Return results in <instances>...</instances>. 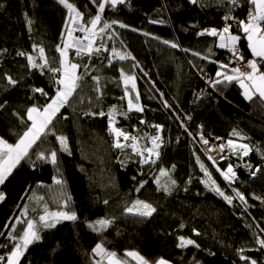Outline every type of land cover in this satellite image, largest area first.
Masks as SVG:
<instances>
[{
	"label": "trees",
	"instance_id": "1",
	"mask_svg": "<svg viewBox=\"0 0 264 264\" xmlns=\"http://www.w3.org/2000/svg\"><path fill=\"white\" fill-rule=\"evenodd\" d=\"M68 2L83 13L85 26L91 27L86 22L99 14V25L107 22L111 27L96 38L95 44L103 51L68 53V60L81 66L77 69L82 77L80 87L49 126V134L29 150V157L0 187L6 197L0 201V256L6 257L20 243L26 228L21 221L31 219L36 221L41 239L29 245L21 264H96L101 259L92 251L97 244L116 252L127 264H137L125 255L128 251L138 252L153 264L161 258L170 264H246L238 253L241 248L245 249L243 255L264 264V249L256 242L257 237L264 238V102L258 96L245 99L237 81L217 77L218 71L231 75L220 67L226 63L227 51L218 47V36L199 35L204 29L222 30L226 23L231 24L224 20L225 15L247 21L254 6L249 0H238L234 7L228 0H197L195 5L190 0H126L115 8L106 5L100 13L98 3L103 0ZM66 21L70 27L68 9L59 0H0V104L4 105L0 108V137L10 144L29 125L23 117L26 102L33 98L44 106L56 95L55 81L61 75L48 69L60 67L57 48L68 37ZM231 32L243 37L239 47L245 61L253 60L239 25L232 26ZM40 47L49 63L32 68L27 56L44 65ZM113 49L130 58L120 60ZM256 61L264 67V61ZM121 70L134 76V90L124 84ZM202 72L212 79L209 90ZM7 76L17 84L10 85ZM93 76L99 77L98 85ZM216 80L221 83L214 84ZM36 88L47 96L33 91ZM126 90L139 95L135 101L143 109L141 118L165 127L161 160L152 168L169 173L175 181L170 192L160 190L153 179L139 176L136 166L123 170L118 163L115 136L107 117L98 113H109L120 100L123 103ZM182 122L191 131L251 145L249 159L234 161L237 179L230 185L246 198V210L237 202L230 206L206 190L203 170L188 136L182 134ZM234 130L238 136L233 135ZM59 135L67 137L66 150L56 139ZM41 151L46 155L56 151L57 164L38 160ZM202 159L226 189L214 168ZM54 178L63 183H54ZM141 182L143 188L138 186ZM135 199L151 204L156 211L148 218L126 214ZM45 207L48 212L74 211L77 219L43 228L39 216ZM99 220L111 221L101 233L88 227ZM9 234L17 239L11 240ZM180 237L195 240L199 248L180 247ZM107 263L106 259L102 262Z\"/></svg>",
	"mask_w": 264,
	"mask_h": 264
},
{
	"label": "snow or ice",
	"instance_id": "2",
	"mask_svg": "<svg viewBox=\"0 0 264 264\" xmlns=\"http://www.w3.org/2000/svg\"><path fill=\"white\" fill-rule=\"evenodd\" d=\"M93 2H95V0H93ZM124 2L125 0H103V2L98 3V9L100 13H103L105 11L106 4L115 8L118 4H123ZM190 2L195 5L197 3V0H190ZM249 2L254 6V8L252 11L249 12L247 21L240 20L237 23L242 29L243 33H245L247 36L252 54L255 57H258L260 61H264V0H249ZM59 3L62 4L66 9H68L72 24H76L77 22L83 20V13L78 11L72 3L68 2V0H59ZM228 3H230V5L234 7L237 6L238 0H228ZM233 19L234 17L232 16H224L225 21ZM28 23L31 24V21H28ZM86 23L90 24L91 27H85L84 24H81L79 31L87 33L85 37L86 39H88L87 45H82L80 40L76 39L74 40V42H65L63 47L58 46L57 50L60 52V56L62 57L60 61V67H49L48 69V71L52 72L53 74L58 72L61 73L60 78L56 79L55 81V83L59 86L56 91L55 97H53L51 101L43 107L42 110L36 106H32L27 109V121H30L31 123L30 125H28L27 130L24 131V133L19 137L18 141L15 144H10L3 137H0V185H3L5 181L12 176L14 169H16V167L20 164L22 160L29 157V150L32 149L33 146L36 145L37 142L42 139V137H45L49 134V132L51 131L49 126L52 125L53 119L56 117L57 113H59L60 109L69 102V98L73 95L74 92H76L77 88L80 87L78 81L82 77L77 75V69L81 66L75 63H71L68 60V49L75 45L77 47V55H81L84 52H87V54L91 55L93 50L97 53L100 51L99 48L93 49V44L95 41L92 38L97 35L96 28L97 25L101 23V16L97 14L94 18H92L90 21H87ZM112 23L115 24L118 22L113 21ZM65 27L68 28V37L69 40L72 41V32L74 31V29L69 27L68 21H66ZM110 27L111 25L109 23L104 22L103 27H101L99 31L103 33L106 29ZM120 27H127V25L120 24ZM231 29L232 25L226 23L222 30H217L215 28L204 29L199 33V35L207 34L213 37L218 36L220 40V48H230L234 57H236L238 60H243V56L236 51L235 47L237 41H239L241 37L239 35H233L231 33ZM164 43L167 44L168 41H164ZM171 46L174 48L177 47L175 43H173ZM39 52L41 58L44 59V65L37 64L32 56H27L28 63L32 68H43L49 63L47 58L44 57V48L40 47ZM112 52L113 55L118 57L120 60L130 58L128 54H121L115 49H113ZM18 55L25 56L26 54L24 52H19ZM84 67L85 70H87V65H85ZM220 67L227 68L228 66L222 64ZM246 69L250 70H242L240 67H235L231 69L234 75H227L221 71H218L216 75L217 77L223 76V79L228 82L237 81L240 87L243 89V95L245 99L251 101L254 96L258 95L259 99L264 102V71H261V69L258 67V62L256 60L246 61ZM121 75L123 77L124 84L128 85L129 83H131L132 88L135 89L136 85L134 82V76L124 74L123 70H121ZM6 79L10 85L17 84V81L11 76H7ZM92 79L97 82V85L99 84L98 76H93ZM213 83L220 84L221 81L216 80ZM33 91L39 92L41 93V95L47 96V93L44 92V90L41 88L33 89ZM97 91H99V88H97ZM125 95H128L127 90L125 92ZM136 99H139L138 94ZM3 106L4 105L0 104V108H2ZM133 108L136 111H143L139 104H134L132 99L129 98L128 109L132 110ZM115 111L116 110L113 109L107 114L109 117L110 125L114 121ZM86 115H97V113H86ZM98 115L103 117L106 114L101 111L98 113ZM21 122H25L23 118H21ZM155 127L157 129L160 128L159 125H155ZM111 131L115 134L117 138L115 147L123 148L125 145L120 143L119 138L123 137L124 140H129L130 137L125 132L114 126L111 128ZM233 135L238 136L239 133L234 130ZM56 139L59 141L61 148L66 150L67 137L59 135L56 137ZM131 139L133 141L136 140L135 137H131ZM159 139V136L154 137L152 139L153 148L145 149V151L149 155L147 158L142 159L143 163H149L152 155H155L157 158H159L160 153L158 151H154L155 148L159 147V145L157 144V141ZM201 139L203 140V143L205 145L209 143L207 139H204L203 137H201ZM227 145L229 147H232L233 150H235V146L232 140H229L227 142ZM131 147L133 148V151L137 152L138 155L143 157V152H141L137 148L135 143H133ZM224 148L225 145H220V151H223ZM240 148L243 149V155L245 156H247L249 151L251 150L247 144L240 145ZM208 158L209 160H212L215 164V160L212 156H209ZM37 159L46 162L50 159V162L55 165L57 164V152L51 151L49 154L46 155L45 152L41 151L37 154ZM151 162L155 163L154 160ZM174 167L175 166H173V168ZM201 169L204 171L205 176L208 177V181L205 182L206 186L210 184L213 191L222 196L228 204H232L233 198L228 195H225V193L221 191L218 186H216V182L212 180L211 174L208 172V170L204 167L203 164H201ZM216 170L221 173L224 180L226 181H232L236 177V173L231 165L228 166L226 171H221L219 168H217ZM257 171H259V169H257ZM252 175L255 176L256 173L253 172ZM160 176H168V172L162 168L160 169ZM156 182L157 184H159V178H157ZM54 183L59 185L62 184L63 181L54 178ZM171 183L175 184V181L172 180ZM140 187H143V184H141ZM164 190H169L167 185H164ZM137 191H139V189H137ZM236 196L241 201H244L246 203L243 194L236 192ZM5 198V194L0 192V201L5 200ZM70 199L71 197L69 196L68 200ZM257 199H260V197H257ZM105 203H107V201H105ZM126 211L128 213H133L141 217H150L156 211V209L149 203L137 200L131 207H128ZM76 219L77 214L74 211L48 212L46 207L44 210V214L39 216V221L41 222L42 227L46 229L55 228L56 225L61 221H75ZM21 223H26V228L23 230L22 236L19 237L20 243H16L13 246L11 252L6 257L0 256V261L6 260V264H20L21 257L24 256L25 251L28 249L29 245L41 239L40 231L37 228L36 221L29 219L26 221H21ZM96 223L100 225L101 228H103L109 225L111 221L99 220ZM90 227H93L94 230H97L95 228V225H90ZM196 235H199V233L196 232ZM9 236L11 240L17 239V237L14 235L9 234ZM256 242L260 245L261 249H264V238L257 237ZM188 245H193L199 248V245L196 243L195 240L180 237L179 246L186 247ZM92 251L101 258L96 262V264H102L103 260L105 259L107 260L108 264H127V261L118 257L116 252L106 250L103 244H97ZM244 251V248L238 250V253H240V259L245 261L246 264H257L256 260L243 255L242 253ZM125 255L137 261V264H153V262H150L136 251H128ZM154 264H169V262L161 258L155 261Z\"/></svg>",
	"mask_w": 264,
	"mask_h": 264
},
{
	"label": "rangeland",
	"instance_id": "3",
	"mask_svg": "<svg viewBox=\"0 0 264 264\" xmlns=\"http://www.w3.org/2000/svg\"><path fill=\"white\" fill-rule=\"evenodd\" d=\"M126 1V0H125ZM107 5V4H106ZM120 5V4H118ZM117 5V6H118ZM81 24H83L82 20L77 22L76 24H72L71 23V18H70V27L74 29V31L72 32V37H73V40L70 41L69 40V37H67L66 41L65 42H74V40L78 39L80 41H88V39H86V35L87 33L85 32H81L79 31V28L81 26ZM85 27H89V26H85ZM103 27L102 25H97V28H96V32H97V35L95 37H93L92 39L94 41H96V38L102 36V34L104 32H106V30L101 33L99 31V29ZM241 36V35H240ZM95 43V42H94ZM83 45H87V44H83ZM70 52H77V47L74 45L73 47L69 48L68 49V53ZM82 54H87V52H84ZM72 63H75V62H72ZM76 64V63H75ZM59 75H61V73H58ZM78 75V73H77ZM202 75V73H201ZM57 79V78H56ZM206 85V88L209 90L210 89V85L208 82H204ZM59 87V86H58ZM128 87L132 90H134L131 86V83L128 84ZM58 89V88H57ZM74 94V93H73ZM137 93H135V91L133 93H129L127 95V98L125 100H123V103H122V100H120V103L118 104V106H113L111 107L110 109L113 110L115 109V113H114V122L111 124V128L114 126L120 130H122L123 132H125L129 137L130 139L129 140H124L123 137H120L119 140H120V143L125 145L123 148H116L115 147V143H116V136L115 134L112 132V134L115 136L114 137V148L118 151V163L119 165L122 167L123 170H125L126 168L130 167V166H136L137 170H138V174L139 176H142V177H145L147 176L148 179H153L156 183V185L158 186V188L162 191H165L164 190V185H167L168 186V191H165V192H170L172 191L174 188H175V184H172L171 181H172V178L171 176L169 175L168 173V176H160V172L156 171L155 168H152L149 163L145 164L142 162V159L143 157L147 158L148 157V153L145 151V149H148V148H153V144H152V139L156 136H159L160 139L159 140H162V144H163V147L165 146V136H164V130H165V127L163 126H160L159 129H157L155 127V124L152 125L150 123H148L144 118H141L140 116H142L143 114V111H136L134 108L132 110H129L128 109V99L131 98L133 103L134 104H138L136 103L135 101V98L137 97L136 95ZM157 97V96H156ZM158 99V98H157ZM159 100V103H161V99H158ZM163 102V101H162ZM67 104L64 105V107L66 106ZM26 108L28 109L29 107H32V106H36L38 108H40L41 110L43 109L44 106H41L39 105V103H37L36 101L32 99H29L28 102H26ZM62 107L59 111V113H57L56 117L60 114L61 110L64 108ZM111 110H108L107 112H110ZM27 112V111H26ZM26 112L24 113L23 117H24V120L30 125V121H27V116H26ZM108 113H106L105 116L103 117H107V121H108V124H109V117L107 115ZM55 117V118H56ZM55 118L53 119V121L55 120ZM182 134H184L182 132ZM206 135V134H205ZM209 136H213V137H219V136H214V135H209ZM131 137H135L136 140L133 141L131 139ZM219 138H222L223 137H219ZM135 143L137 148L143 152V157H141L140 155H138L135 151H133V148L131 147V145ZM158 144V143H157ZM234 146L235 147H239L240 145H243V144H247L248 146H250V149L251 151L252 150V147L250 144H248L247 142L245 141H242V142H233ZM159 145V144H158ZM158 148V147H157ZM154 150H157L156 148ZM162 150V149H161ZM241 152L243 153V149H240ZM162 152V151H161ZM250 152V151H249ZM251 153V152H250ZM253 153V152H252ZM249 154V153H248ZM252 155V154H251ZM251 155H249L251 157ZM243 156V155H242ZM250 157H247L245 159H249ZM241 163V162H240ZM201 164L204 165V167L209 171V173L211 174V178L212 180H214L216 182V186H218L221 191H223L225 193V195H228L229 194L222 188V186L220 185V183L218 182V180L215 178L214 174L210 171V169H208L206 166H205V163L203 161V159L201 160ZM242 165L247 168L248 167V164L247 163H242ZM150 166V167H149ZM259 168V167H258ZM148 169V170H146ZM214 170L216 171V173L220 176V178L224 181V178L223 176L221 175V173L219 171H217L215 168ZM221 170V169H220ZM223 171V170H221ZM204 173V172H203ZM157 178H159V184H157ZM203 184L206 188L207 191L219 196L220 198H222L224 200V198L222 196H220L218 193H216L215 191L212 190V187L210 186V184L208 186H206V183L208 181V177L203 176ZM141 184H143V187L145 186V183L144 182H141ZM139 184V188H143V187H140ZM1 187V185H0ZM138 192V191H137ZM139 199H135L131 205L129 207H131L135 201H137ZM141 201V200H140ZM56 212V211H54ZM126 214L130 215V216H139V215H136V214H133V213H128L126 211ZM26 216V215H24ZM152 216V215H151ZM150 216V217H151ZM141 217V216H139ZM146 218V217H145ZM148 218V217H147ZM62 222V221H61ZM90 225H95V228L97 230H94L93 227H90ZM92 231L94 232H97V233H101L103 232L106 228V227H103L101 228L100 225H98L96 222H92L89 224L88 226ZM135 261V260H134ZM137 263V261H135ZM108 264V263H107ZM170 264V263H169Z\"/></svg>",
	"mask_w": 264,
	"mask_h": 264
},
{
	"label": "built area",
	"instance_id": "4",
	"mask_svg": "<svg viewBox=\"0 0 264 264\" xmlns=\"http://www.w3.org/2000/svg\"><path fill=\"white\" fill-rule=\"evenodd\" d=\"M238 20L236 19H233L231 20V25L232 26H237L238 25ZM81 44L83 45L84 43L87 44L88 41H80ZM96 48H99L100 51H103L104 49L99 46V45H96L95 43L93 44V49H96ZM236 51L243 56V60H238L236 57L233 56L232 54V51L231 50H227V60H226V63L224 65H227L228 67L226 68L227 70H229L231 73V69L232 68H235V67H240L242 70H249V69H246V61H245V55L243 53V51L241 50L240 47H237L236 48ZM202 79L204 80V82H208L209 85L211 84V77L208 73L206 72H202ZM58 87V85H57ZM115 121V120H114ZM113 121V122H114ZM109 127H110V130H111V125L109 123ZM181 131L186 134L189 138V141H190V144L192 145V149H193V155H194V158L196 160V162L198 163V165L200 166L201 168V160H202V157L208 162V164L217 169H221L223 171H226L228 166L231 165L233 167V170L235 171V173L237 172V168L236 166L234 165V161L235 160H240V161H243L245 160L246 156L243 155V153L241 152V148L240 146L239 147H235V150H233L232 147H229L227 145V141L225 139H222V138H219V137H213V136H208V135H205L204 133L202 132H196V131H191L188 129L186 123L182 122L181 123ZM201 137H203L204 139H207L209 141V143L207 145H205L203 143V140L201 139ZM163 140V139H162ZM162 140H158L157 143L159 144V147L156 148L157 150H154V151H158L160 153L159 155V158H157L155 155H152L151 156V159H150V162H149V165L151 167H154L156 166L159 161L161 160V156H162V150L163 149V144H162ZM220 145H225V148L223 151H220ZM250 148V146H249ZM251 152V153H250ZM249 154L247 155V157H250L249 155L252 154L253 151L250 150ZM137 153V152H136ZM243 155V156H242ZM209 156H212L215 160V164L213 163L212 160H209ZM145 158V157H143ZM155 161V163H152L151 161ZM257 169L259 168H256V170L254 171L257 175V173L259 171H257ZM204 172V171H203ZM209 172V171H208ZM255 175V176H256ZM237 179V173H236V177L232 180V181H226L224 180L225 182V185H226V189H224L227 193H228V190H227V187L229 190H231V194H229L230 197L233 198V202L232 204H228L227 201H225L228 205L230 206H233L235 202L239 203L240 206L246 210V207H247V202L245 203L244 201H241L237 196H236V190H232L230 188V185L232 183H234ZM246 200V198H245Z\"/></svg>",
	"mask_w": 264,
	"mask_h": 264
},
{
	"label": "crops",
	"instance_id": "5",
	"mask_svg": "<svg viewBox=\"0 0 264 264\" xmlns=\"http://www.w3.org/2000/svg\"><path fill=\"white\" fill-rule=\"evenodd\" d=\"M241 31H242V29H241ZM232 33V32H231ZM242 33H243V31H242ZM233 35H239V34H236V33H232ZM244 34V38L246 39V41L248 42V44H249V41H248V39H247V36H246V34L245 33H243ZM240 36V35H239ZM241 38H240V40L239 41H237V43H236V48L237 47H239L240 46V43H241V41H242V36H240ZM219 43H220V40H219V37H218V47H219ZM220 48V47H219ZM220 49H222V50H225V51H227V50H231L230 48H220ZM249 49H250V52H251V48L249 47ZM251 55H252V57H253V60H259V58L258 57H255L253 54H252V52H251ZM258 67L261 69V71H264V67H261V66H259L258 65ZM250 70V69H249ZM231 75H234L233 73H230ZM240 86V85H239ZM242 89V88H241ZM242 91H243V89H242ZM258 96V95H257ZM255 97V96H254ZM26 252V251H25ZM25 255V254H24ZM22 258L23 257H21V260H20V264H21V261H22ZM5 264H6V261H5Z\"/></svg>",
	"mask_w": 264,
	"mask_h": 264
},
{
	"label": "bare ground",
	"instance_id": "6",
	"mask_svg": "<svg viewBox=\"0 0 264 264\" xmlns=\"http://www.w3.org/2000/svg\"><path fill=\"white\" fill-rule=\"evenodd\" d=\"M242 50V49H241ZM243 51V50H242ZM243 53H244V51H243Z\"/></svg>",
	"mask_w": 264,
	"mask_h": 264
}]
</instances>
